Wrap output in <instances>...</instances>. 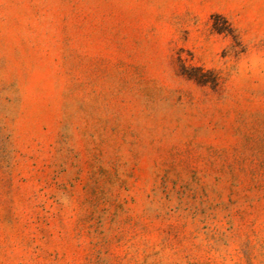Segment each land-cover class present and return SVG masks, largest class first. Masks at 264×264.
<instances>
[{"label":"rangeland","instance_id":"obj_1","mask_svg":"<svg viewBox=\"0 0 264 264\" xmlns=\"http://www.w3.org/2000/svg\"><path fill=\"white\" fill-rule=\"evenodd\" d=\"M0 264H264V0H0Z\"/></svg>","mask_w":264,"mask_h":264}]
</instances>
